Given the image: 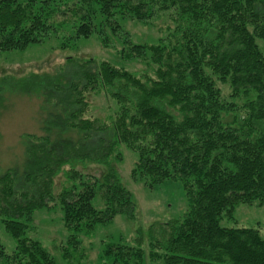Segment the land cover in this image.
I'll return each mask as SVG.
<instances>
[{
    "label": "trees",
    "instance_id": "16d2710c",
    "mask_svg": "<svg viewBox=\"0 0 264 264\" xmlns=\"http://www.w3.org/2000/svg\"><path fill=\"white\" fill-rule=\"evenodd\" d=\"M161 16L169 25L151 43L133 42L122 25ZM59 30H68L61 49L93 34L103 47L116 38L121 60L145 67L68 57L53 77H37L42 134L27 138L21 172L0 173V225L14 243L7 252L0 239V264H57L30 235L35 212L50 205L68 233L62 256L76 264H85L82 235L117 215L132 219L134 196L111 165L122 146L137 156L134 180L178 183L186 203L181 216L147 229L151 262L264 264L256 228L222 224L240 204L264 208V0H0V53ZM90 94L113 100L114 112L90 115ZM85 162L105 172H84ZM102 255L99 264H145L139 237L109 240Z\"/></svg>",
    "mask_w": 264,
    "mask_h": 264
},
{
    "label": "rangeland",
    "instance_id": "374dc122",
    "mask_svg": "<svg viewBox=\"0 0 264 264\" xmlns=\"http://www.w3.org/2000/svg\"><path fill=\"white\" fill-rule=\"evenodd\" d=\"M124 30L135 43L155 42L165 35L164 29L169 25L166 16L159 17L154 25L143 24L134 19L123 22ZM67 31L59 30L51 33L40 43L31 44L23 50H11L0 53V173L7 168L20 171L24 167L25 143L30 136L41 135L42 86L38 78H51L57 70L67 63V58L74 60H107L118 67L131 71H142L145 67L136 61L124 62L119 57L120 42L111 39L112 47H103L98 37L93 34L88 38H80L70 43L65 49L59 48V43ZM262 51L264 45L258 41ZM68 67V65H66ZM225 93L227 86L219 84ZM89 114L104 119L116 108L115 102L104 94L87 95ZM137 156L128 148L121 147V160L112 162L121 177L122 183L133 194L136 210L132 219L117 215L107 225L98 226L89 236L82 235L78 245V257L85 264H99L104 261L102 255L106 242L115 241L118 237L132 244L139 237L145 251V264H154L149 260L147 251L148 228L157 222L176 218L183 214L186 203L182 189L178 183H170L155 188H148L142 181L131 177ZM84 172L101 176L105 168L90 162L78 163ZM63 175L55 179V192L63 183ZM101 207L99 198L94 200ZM226 226H244L256 228L264 239V208L240 204L232 220L222 222ZM31 237L38 240L54 257L57 264H76L74 256L66 259L62 256L67 247L68 233L62 221V211L59 205L40 209L34 214ZM0 239L7 252L14 248L13 240L0 225ZM82 251V252H81Z\"/></svg>",
    "mask_w": 264,
    "mask_h": 264
}]
</instances>
